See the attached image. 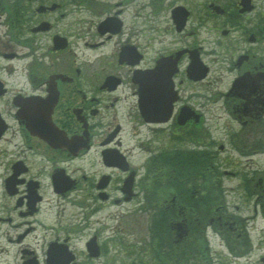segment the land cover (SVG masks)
Instances as JSON below:
<instances>
[{
  "label": "flooded vegetation",
  "instance_id": "obj_1",
  "mask_svg": "<svg viewBox=\"0 0 264 264\" xmlns=\"http://www.w3.org/2000/svg\"><path fill=\"white\" fill-rule=\"evenodd\" d=\"M203 241L200 264H264V0H0V264Z\"/></svg>",
  "mask_w": 264,
  "mask_h": 264
},
{
  "label": "rangeland",
  "instance_id": "obj_2",
  "mask_svg": "<svg viewBox=\"0 0 264 264\" xmlns=\"http://www.w3.org/2000/svg\"><path fill=\"white\" fill-rule=\"evenodd\" d=\"M230 200H232V198H230ZM114 211V210H113ZM71 210L70 209H66V215H68V213H70ZM106 211H103L101 213L98 214L97 218L102 219V216H104L106 214ZM149 213L148 212H144V211H138V210H132L129 211L128 215L124 218L123 221L126 222L127 227L129 228V233H130V237H128L129 240L133 239L136 235L139 234V231L137 230V223L136 221H147V219H149ZM116 220L114 219H110L108 222V224H112L115 223ZM108 234V232H106ZM211 243L212 244H216L217 242V238L215 236L211 237ZM201 256V251L200 249H196L194 251H192L191 253V257H194L195 261H199V257ZM182 261H185V259L183 257L180 258Z\"/></svg>",
  "mask_w": 264,
  "mask_h": 264
},
{
  "label": "trees",
  "instance_id": "obj_3",
  "mask_svg": "<svg viewBox=\"0 0 264 264\" xmlns=\"http://www.w3.org/2000/svg\"><path fill=\"white\" fill-rule=\"evenodd\" d=\"M174 216L175 211L160 210L157 221H161V226H163V221H169Z\"/></svg>",
  "mask_w": 264,
  "mask_h": 264
},
{
  "label": "water",
  "instance_id": "obj_4",
  "mask_svg": "<svg viewBox=\"0 0 264 264\" xmlns=\"http://www.w3.org/2000/svg\"><path fill=\"white\" fill-rule=\"evenodd\" d=\"M89 248H90V250H92V251L98 249V247L95 246V244H94L93 242L90 244V247H89ZM96 254H98V253H96Z\"/></svg>",
  "mask_w": 264,
  "mask_h": 264
}]
</instances>
